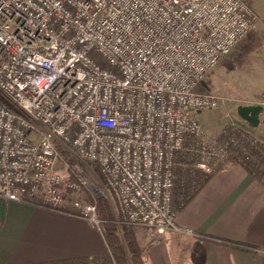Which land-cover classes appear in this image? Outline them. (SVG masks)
Masks as SVG:
<instances>
[{
    "label": "built area",
    "instance_id": "obj_1",
    "mask_svg": "<svg viewBox=\"0 0 264 264\" xmlns=\"http://www.w3.org/2000/svg\"><path fill=\"white\" fill-rule=\"evenodd\" d=\"M257 20L247 0H0V196L68 207L101 231L68 153L98 166L118 225L178 231L176 154L205 142L195 112L219 105L198 85ZM209 149L195 171L216 170L223 148Z\"/></svg>",
    "mask_w": 264,
    "mask_h": 264
},
{
    "label": "crops",
    "instance_id": "obj_2",
    "mask_svg": "<svg viewBox=\"0 0 264 264\" xmlns=\"http://www.w3.org/2000/svg\"><path fill=\"white\" fill-rule=\"evenodd\" d=\"M248 3L258 21L230 58L235 69L220 72L214 83L219 90L222 81L221 92L246 105L261 106L256 126L241 117L232 124L264 143V0ZM252 173L237 162L215 170L178 209V231L135 226L144 264H264V183ZM107 251L102 232L86 219L0 196V264H63Z\"/></svg>",
    "mask_w": 264,
    "mask_h": 264
},
{
    "label": "trees",
    "instance_id": "obj_3",
    "mask_svg": "<svg viewBox=\"0 0 264 264\" xmlns=\"http://www.w3.org/2000/svg\"><path fill=\"white\" fill-rule=\"evenodd\" d=\"M230 136L237 140L235 145L228 143V138ZM222 137L223 139H221V141L217 145L211 146H217V150H220V147L223 148L222 159L218 163L216 170L226 162H237L241 165L250 164L251 166L255 167L256 171L258 170V166H255L254 163L257 161L256 153L260 149H264V146L261 143L254 140L247 133H244L243 136H241V133L237 129ZM226 143L227 145L225 146ZM209 146L210 145L208 143L203 142V139L196 138L188 140V142L182 147V149L177 151L176 162H178L177 165L179 166V182L177 191H179V200L183 204L187 203L213 174H202L199 171H195L193 168L194 163L202 156L201 151H210ZM242 146L244 148H242ZM248 153L252 154L256 161L253 160ZM62 156L63 159L69 162L70 165H72L76 161V159L68 153H63ZM94 165L97 166L96 164ZM69 171L70 176L73 178L74 173L71 167L69 168ZM192 172H195V175H193ZM254 173L256 174L257 172ZM199 175L203 177H199ZM256 175L258 179L264 183L261 175ZM98 202L100 205L99 210L102 220L101 232L108 247V251L115 262L117 264H144L143 249L140 246L133 228H131L132 225L126 222H122L118 226L116 222L118 217L114 216L113 212H111L107 200L104 197H100L98 198ZM27 203L44 207L41 201L37 198L29 199L27 200ZM50 210L65 212L68 214H75L74 210L63 206ZM118 227H121V232H119ZM101 257L109 259L107 254ZM101 257H85L71 261L77 264H83L89 261H94Z\"/></svg>",
    "mask_w": 264,
    "mask_h": 264
},
{
    "label": "rangeland",
    "instance_id": "obj_4",
    "mask_svg": "<svg viewBox=\"0 0 264 264\" xmlns=\"http://www.w3.org/2000/svg\"><path fill=\"white\" fill-rule=\"evenodd\" d=\"M247 1H249V0H247ZM254 24H253V26H254ZM253 26H252V28H253ZM246 38L241 41V42H243V44H244V41L246 40ZM241 42H239L240 45L242 44ZM240 45H237V47H235L236 49L234 48V50L231 53H229L228 56L224 57L206 75V77L198 85L199 91L208 92V93L214 94L215 96L219 97L218 107L207 108V109H203L201 111L195 112V116L197 117V119L200 121V124H201L202 136L205 139V143H208L210 146L217 145L221 141V139H223L222 136L227 135L231 131H234L236 129L239 130V132L241 133V136H243L244 133H247L250 137H252L254 140H256L257 142L261 143L264 146V143H262L257 138H255L252 134L250 135L246 130L232 124L233 120L241 119L239 114H238V108L240 106H244L243 105V104H245L244 101L243 100H237V97H233V96L226 95V94L222 93L221 92L222 81L220 83L221 85L219 86V90L216 88V85L214 83V80L216 79V75H218L220 72H221V75H223V73L226 74L225 72L227 70H229V72H230L231 67H233V69H235V65L237 64V61L236 60H230V58L236 57V55H238ZM220 78H221V76H220ZM229 78H230L229 73H227V80L228 81H229ZM227 87L230 88V83L227 85ZM262 104H264V101L261 103V105ZM201 121H203V122H201ZM242 148H244V147L242 146ZM248 154L252 157L253 160H255L254 157L252 156V154H250V153H248ZM256 155H257V157H256L257 161L255 160L256 162L254 164H255V166H258V167L262 166L261 168L257 167L258 170L256 171L255 167L251 166L250 164L243 165V166L244 167L248 166L246 168L248 169V171L253 172L252 174L255 175L256 178H258L256 174L261 175L262 180L264 181V149L263 150L260 149L256 153ZM73 157L76 159L75 164L80 165V167H82L85 170V172L87 173V175L89 176L88 179L90 181V186L85 191V193L82 195V197H83L84 201H96L97 202V204H98L97 214H98V217L100 219V227L102 229V220L100 217L101 214H100V210H99L100 205L98 202V198L104 197L107 200V202L109 203L111 212H113V215L116 216L117 211H116L112 196H111L110 192L107 189H105V187L103 185L102 177H101V174H100L98 167L95 166L92 162H88L81 157H76V156H73ZM61 160L57 163V168L59 169L60 172H63L64 175H67L68 172H64L65 169L64 168L62 169V162H64V161H63V159H61ZM178 169H179V166L177 165L176 169H175V175L176 176H175V186H174V190H173V196H174L175 203L177 202L176 199H177L178 194H179V191H177V186H178V182H179V174H178L179 171H178ZM254 172H257V173L255 174ZM200 176L201 175H199V177ZM201 177H203V176H201ZM95 187L98 189H103V191H99V190L96 191ZM67 198L69 199V196ZM176 205H177V203H176ZM131 228H133V230H134L135 226L132 225ZM118 230H119V232H121V227H118ZM106 254L108 255V251ZM70 262H73V261L70 260Z\"/></svg>",
    "mask_w": 264,
    "mask_h": 264
},
{
    "label": "water",
    "instance_id": "obj_5",
    "mask_svg": "<svg viewBox=\"0 0 264 264\" xmlns=\"http://www.w3.org/2000/svg\"><path fill=\"white\" fill-rule=\"evenodd\" d=\"M260 110L261 106L259 105H244L238 108V114L242 119L256 126L259 122L258 113Z\"/></svg>",
    "mask_w": 264,
    "mask_h": 264
}]
</instances>
